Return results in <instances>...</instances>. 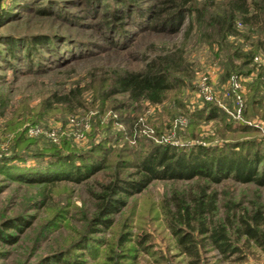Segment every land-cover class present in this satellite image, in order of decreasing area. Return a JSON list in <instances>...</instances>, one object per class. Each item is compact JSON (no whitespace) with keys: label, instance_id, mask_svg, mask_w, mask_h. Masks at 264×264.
Returning <instances> with one entry per match:
<instances>
[{"label":"rangeland","instance_id":"rangeland-1","mask_svg":"<svg viewBox=\"0 0 264 264\" xmlns=\"http://www.w3.org/2000/svg\"><path fill=\"white\" fill-rule=\"evenodd\" d=\"M120 1L0 0V11L10 4L13 15L1 22L0 39L20 40L29 35L45 39L43 46L35 47L39 55L30 52L21 62H11L0 43V155L23 154L26 166L42 167L51 159L44 156L45 152H87L101 143L113 151L112 161L130 166L151 144L186 149L193 144L227 147L238 140H250L258 143L251 152L261 151L264 118H244L245 101L239 107L234 96L228 95L226 80L230 76H223L215 46L212 49L205 43L195 25L185 37L187 19L179 33L168 36L144 31L127 18H110L108 12L120 7ZM134 1L147 4V0ZM207 1L194 3L200 6ZM42 7L45 12L36 11ZM105 19L112 29H105L101 23ZM171 46L182 50L181 70L171 72L172 88L162 102L131 103L122 95L106 98L102 94L100 80L108 69L142 68L147 58ZM29 60L41 61V69H25ZM203 76L208 77L220 110L212 119L205 118L210 106L197 89ZM242 77L244 98L245 84L252 74ZM75 86L82 93L74 96L78 105L69 111L55 102L52 93L62 95ZM123 102L129 103L127 109H120ZM202 109L204 112L199 113ZM235 123L251 124L258 131L238 130ZM52 130L55 139L48 136ZM112 173V167L106 168L79 183L26 182L0 173V228L9 219L20 218L25 223L2 230L10 240L0 239V264H61L50 260L54 256L68 260L67 264L237 263L220 255L209 239L195 230L190 232L196 255L181 249L171 233L165 218L172 210L171 196L185 199L198 190L215 193L213 219L227 225L231 242L245 255L244 263L264 264V248L245 235H236L241 217L250 220L257 210L264 217V185L232 178L220 182L154 180L142 192L125 198V205L110 216L109 226L91 229L94 195L102 192ZM260 228L264 231V226Z\"/></svg>","mask_w":264,"mask_h":264},{"label":"trees","instance_id":"trees-1","mask_svg":"<svg viewBox=\"0 0 264 264\" xmlns=\"http://www.w3.org/2000/svg\"><path fill=\"white\" fill-rule=\"evenodd\" d=\"M120 2V7H112L108 16L112 19L117 18V20L127 18L144 31L168 36L175 35L180 32L187 19L184 29L186 37L195 25V28L200 31L199 36L204 39L205 43L212 49L215 46L216 58L220 61L224 77L231 74L239 76L252 74L251 80L245 84L246 94L243 101L246 103V110L243 116L246 119L255 116L264 118V62L259 66L254 62V57L257 55L264 58V0H222L218 2L208 0L200 6H196L194 0H147V4H138L134 0H121ZM10 6L9 4L1 9L0 24L13 16L10 15ZM45 10L46 8L42 7L36 11L42 13ZM132 13H134L133 16ZM101 23L105 24V29L113 28L106 19ZM122 33L126 34L124 30ZM43 42L45 39L36 35H29L20 40L10 37L0 39L8 55L7 58H10L11 62L28 59L30 52L33 55L38 54L35 47L43 46ZM20 49L23 53H20ZM4 61L7 64L10 62L5 58ZM181 61L182 50L171 46L147 58L142 68L127 70L113 67L108 69L106 73L104 72L106 76L100 80L103 88L102 94L106 98L122 95L125 96L126 101L131 103L146 101L150 104H158L172 88L171 72L181 70ZM26 64L25 69L38 71L42 63L29 60ZM32 64L36 67L30 68ZM77 86L74 90H69L62 95L52 93V97L55 102L71 111V108L78 105L73 99L74 96L80 97L82 93ZM205 103L210 106L205 118L218 117L220 110L215 102ZM0 105L2 106V103ZM128 107L129 103L126 102L120 105V109ZM198 112H204V109ZM236 125L238 130L258 131L252 129L254 126L248 123ZM261 141L262 150L255 149L253 152L251 148L257 147L258 143L250 140H238L227 147L193 144L186 149L171 144H151L130 166H122L121 162L112 161L110 157L113 151L108 150L101 143L94 145L87 152L75 153L72 150L65 151L66 153L45 152L44 156L51 159L48 163L41 165L42 167L26 166L25 156L13 153L12 155H0V173L9 174L11 177L26 182L52 183L62 180L79 183L112 167V179L102 186L101 193L94 195L95 213L89 219V226L97 230V228L109 226L110 216L125 205L126 197L142 192L154 180L188 181L195 178L220 182L232 178L240 183L264 185V140ZM62 146L66 145L62 144ZM65 150L68 148L65 147ZM125 170L131 171L123 172ZM171 200H173L172 210L165 213V218L181 249L187 254H197L190 232L195 230L202 237L209 239L211 246L224 258H233L237 261L235 264H245V255L231 242L227 225L216 223L213 219L216 209L215 193L198 190L195 195H189L185 199H176L175 195H172ZM262 214L258 210L251 214L249 219L252 223L241 217L236 235H245L264 248V231L260 228L264 226ZM207 219L211 221V226ZM226 221L230 222L229 217ZM21 224L25 223L20 218L4 221L0 228V239L9 241L10 236L4 234L2 230L16 229ZM50 260L62 262L61 264L69 262L68 260L61 261L57 256Z\"/></svg>","mask_w":264,"mask_h":264},{"label":"built area","instance_id":"built-area-1","mask_svg":"<svg viewBox=\"0 0 264 264\" xmlns=\"http://www.w3.org/2000/svg\"><path fill=\"white\" fill-rule=\"evenodd\" d=\"M254 62L259 66L261 63L264 62L263 56H261V55L255 56ZM226 81L229 85L228 95L229 94L233 95L235 98V101L238 103L239 107H242L243 97H242L241 93L244 92V89H243L244 86H242V81H244L243 77L239 76L237 74H232V75H230V77ZM245 81H246V79H245ZM197 89H198V92L201 94L202 99L205 102H214L216 100L214 91L209 86V81H208L207 76H203L198 81ZM239 111H240V109H239ZM237 115L240 116V113H238ZM32 131H34V130H31L30 132H32ZM48 136L52 139H55V132L53 130L49 131Z\"/></svg>","mask_w":264,"mask_h":264}]
</instances>
